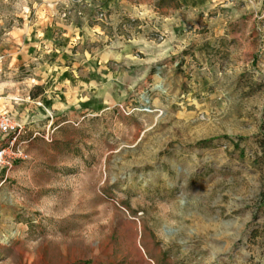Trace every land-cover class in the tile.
<instances>
[{
	"label": "rangeland",
	"instance_id": "rangeland-1",
	"mask_svg": "<svg viewBox=\"0 0 264 264\" xmlns=\"http://www.w3.org/2000/svg\"><path fill=\"white\" fill-rule=\"evenodd\" d=\"M263 110L264 0H0V264H264Z\"/></svg>",
	"mask_w": 264,
	"mask_h": 264
},
{
	"label": "built area",
	"instance_id": "built-area-1",
	"mask_svg": "<svg viewBox=\"0 0 264 264\" xmlns=\"http://www.w3.org/2000/svg\"><path fill=\"white\" fill-rule=\"evenodd\" d=\"M23 129L11 113L0 111V138L6 139L0 147V160H27L29 158V153L23 148L22 142L18 141Z\"/></svg>",
	"mask_w": 264,
	"mask_h": 264
},
{
	"label": "trees",
	"instance_id": "trees-1",
	"mask_svg": "<svg viewBox=\"0 0 264 264\" xmlns=\"http://www.w3.org/2000/svg\"><path fill=\"white\" fill-rule=\"evenodd\" d=\"M210 142V141H205ZM258 144L261 149V154L257 155L256 161L258 163H262L264 166V110H263V118L261 124V133L258 135ZM236 146L239 147V143H236ZM261 204L264 206V194L262 196Z\"/></svg>",
	"mask_w": 264,
	"mask_h": 264
}]
</instances>
